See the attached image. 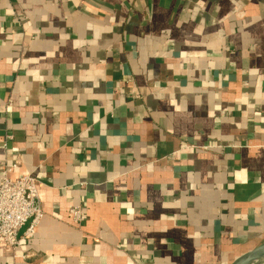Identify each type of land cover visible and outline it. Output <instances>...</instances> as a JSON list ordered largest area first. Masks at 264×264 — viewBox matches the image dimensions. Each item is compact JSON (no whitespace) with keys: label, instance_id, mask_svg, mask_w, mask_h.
Here are the masks:
<instances>
[{"label":"crops","instance_id":"crops-1","mask_svg":"<svg viewBox=\"0 0 264 264\" xmlns=\"http://www.w3.org/2000/svg\"><path fill=\"white\" fill-rule=\"evenodd\" d=\"M8 166L40 182L43 217L17 249L0 240V264H230L255 249L264 0H0V177Z\"/></svg>","mask_w":264,"mask_h":264},{"label":"built area","instance_id":"built-area-1","mask_svg":"<svg viewBox=\"0 0 264 264\" xmlns=\"http://www.w3.org/2000/svg\"><path fill=\"white\" fill-rule=\"evenodd\" d=\"M10 141L11 137H5ZM15 166H8L0 177V240L11 249L20 245L19 232L26 227L24 238H30L39 225L43 211L39 199L40 182L32 176L17 180L7 178ZM71 222L78 225L83 218L80 207L68 209Z\"/></svg>","mask_w":264,"mask_h":264},{"label":"water","instance_id":"water-1","mask_svg":"<svg viewBox=\"0 0 264 264\" xmlns=\"http://www.w3.org/2000/svg\"><path fill=\"white\" fill-rule=\"evenodd\" d=\"M263 258H264V243H262L255 249L240 255L230 264H253L255 262L263 261L264 260Z\"/></svg>","mask_w":264,"mask_h":264},{"label":"rangeland","instance_id":"rangeland-1","mask_svg":"<svg viewBox=\"0 0 264 264\" xmlns=\"http://www.w3.org/2000/svg\"><path fill=\"white\" fill-rule=\"evenodd\" d=\"M253 264H264V262L263 261H260V262H255Z\"/></svg>","mask_w":264,"mask_h":264},{"label":"bare ground","instance_id":"bare-ground-1","mask_svg":"<svg viewBox=\"0 0 264 264\" xmlns=\"http://www.w3.org/2000/svg\"><path fill=\"white\" fill-rule=\"evenodd\" d=\"M264 259V258H263ZM263 262H264V260H263Z\"/></svg>","mask_w":264,"mask_h":264}]
</instances>
